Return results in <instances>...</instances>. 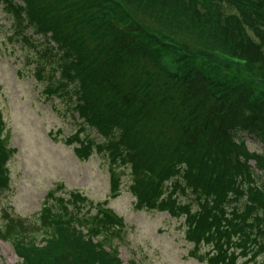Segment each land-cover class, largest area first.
<instances>
[{"label": "trees", "instance_id": "1", "mask_svg": "<svg viewBox=\"0 0 264 264\" xmlns=\"http://www.w3.org/2000/svg\"><path fill=\"white\" fill-rule=\"evenodd\" d=\"M0 4L35 51L43 94L75 115L66 144L79 161L107 159L110 197L119 191L116 168L126 167L135 208L179 219L190 257L256 264L264 151L250 152L245 140L264 146V0ZM2 127L0 194L13 155ZM48 197L34 221L8 218L0 228L18 264H122L115 242L124 225L106 202L84 210L78 194Z\"/></svg>", "mask_w": 264, "mask_h": 264}, {"label": "rangeland", "instance_id": "2", "mask_svg": "<svg viewBox=\"0 0 264 264\" xmlns=\"http://www.w3.org/2000/svg\"><path fill=\"white\" fill-rule=\"evenodd\" d=\"M35 56L11 14L0 4L1 138L13 149L6 166L8 188L0 194V228L8 218L34 221L50 194L65 201L78 194L86 201L84 210L90 208L89 204L106 202L122 220L123 239L115 242L122 264H207L188 255L192 244L185 241L179 219L135 208L126 167L116 168L120 186L117 196L111 198L107 159L97 154L86 161L75 157L76 145L66 144L67 137L78 128L75 115L65 100H49L43 94L45 84L36 81L32 74ZM89 135L94 140L98 138L94 133ZM245 145L250 152L264 151L263 145L250 138H246ZM90 214L94 215L95 209ZM206 250V246L201 247L198 254L203 256ZM19 262L10 244L0 240V264ZM242 262L239 258L238 263ZM256 264H264V255Z\"/></svg>", "mask_w": 264, "mask_h": 264}]
</instances>
